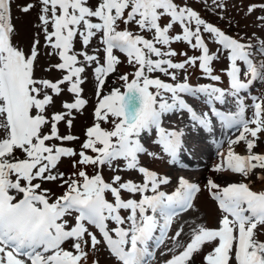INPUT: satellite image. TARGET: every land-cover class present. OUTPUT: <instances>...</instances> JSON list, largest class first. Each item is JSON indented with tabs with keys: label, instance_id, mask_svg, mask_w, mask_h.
I'll list each match as a JSON object with an SVG mask.
<instances>
[{
	"label": "snow or ice",
	"instance_id": "1",
	"mask_svg": "<svg viewBox=\"0 0 264 264\" xmlns=\"http://www.w3.org/2000/svg\"><path fill=\"white\" fill-rule=\"evenodd\" d=\"M38 2L36 27L43 32L45 49H50L45 55L60 61L49 62L43 70L64 73L55 81L35 76L39 33L28 52L13 44L11 0H0V264H87L88 250L97 251L100 246L115 264H149L155 257L153 249L166 240L172 244L161 253H171L164 264H193L194 256L206 245L210 251L204 253L203 264H264V239L258 238L264 234V190L253 191L244 182L221 186L208 178L204 188L222 213L218 227L195 224L185 233L181 224L169 235L174 221L194 207V198L202 189L180 176L174 190H161L171 184L170 177L142 166L139 158L145 154L153 159L167 158L169 165L186 167L182 154L188 153L190 146H186L185 136L203 132L205 140L214 137L215 118L221 129H236L239 135L212 139L219 162L211 171L247 178L255 169L264 170V154L253 152L258 134L264 132V97H250L253 114L249 119L245 115L249 105L241 95L255 82L264 83V39L256 45L244 43L243 38L226 34L186 2L176 0ZM201 2L207 10L206 0ZM212 3L213 12L225 8L222 0ZM34 7L28 3L19 10L27 13ZM256 7L264 9V4L250 5L248 13ZM258 19L264 21V16ZM176 25L181 31L173 35ZM77 39L79 50L75 48ZM177 42L186 43L200 55L177 53L171 47ZM209 43L217 45L215 52L210 51ZM115 51L126 57L133 71L116 75L105 93L108 76L117 73L122 62ZM225 53L229 64L221 72L228 79L227 89L213 83H189L188 69L197 66L203 78L222 82L212 65ZM178 54L185 58L174 61ZM88 68L93 72L96 105L93 124L87 127L77 151L65 142L79 139L70 130L74 110L82 113L88 104L82 96ZM156 72L171 82L153 77ZM64 85L74 101H62L64 111L48 115L54 97L65 91ZM184 97L200 101L209 110L198 111ZM229 98L235 102V112L216 107L217 103L227 104ZM184 113L187 123L183 122ZM172 115L183 127L177 129L172 121V127L164 126ZM61 122L69 129L66 135L60 134ZM153 133L152 143L159 146V152L149 151L142 143L143 137ZM240 142L246 145L245 155L234 149ZM62 158L71 160L72 168L78 170L70 175L61 172ZM105 166L114 173L134 170L143 182L123 180L119 174L108 182L102 174ZM88 167L93 174L89 175ZM257 179L264 181V175ZM45 183L64 191L56 195L42 187ZM122 192L140 194V199H123ZM109 193L112 200L106 198ZM121 210L128 215L122 216ZM109 222L115 227L110 228ZM182 235L187 236L186 241L180 239Z\"/></svg>",
	"mask_w": 264,
	"mask_h": 264
},
{
	"label": "rangeland",
	"instance_id": "2",
	"mask_svg": "<svg viewBox=\"0 0 264 264\" xmlns=\"http://www.w3.org/2000/svg\"><path fill=\"white\" fill-rule=\"evenodd\" d=\"M176 2L177 3L186 2L189 6H191L196 11H198L201 17L204 18L206 21L219 27L221 30H223L226 34L230 36H233L237 39L243 38L242 42L244 43H251L253 45H256L258 44L259 40L264 39V21H260L258 19V17L264 16V9L260 7H256L251 13H248L247 11L250 5L264 4V0H222V2L225 4V8L223 9L217 8L215 12L211 10L213 7L212 0H206L207 5H208L207 10L205 8V4L201 2V0H176ZM28 3L35 4V7L32 8L27 13H24L19 10L21 6H24ZM39 12H40V4L38 0H11V17H12V24L14 25V29H15V32L12 36V42L14 45L22 48L25 52H28L33 44L34 37L36 36L37 33H39L38 38L40 41V56L37 60L35 76L37 78L44 77V78H48L50 80L55 81L59 79L62 75H64V73L56 71V70H53L51 72H46L43 70L48 67L49 62H51L52 64H56V63H59L60 61L58 57L56 56L49 57L45 55V52L50 51V49H45L43 32L38 27H36V25L39 24V21H38ZM221 16H223V19H221ZM49 30L51 31V26H49ZM133 30L135 31L134 27H133ZM180 31L181 29L179 25H176L174 26L171 34L174 35L176 33H179ZM142 34L145 35L146 37L150 35L149 33H142ZM205 39L207 42V36H205ZM92 45L96 46L95 40H93ZM80 47L81 45L79 43V40L77 39L75 43V48L79 50ZM171 47L175 49L177 53H180L183 51V52H187L188 56H193V55L199 56V51L192 50L186 43H183V42L173 43ZM209 48H210V51L215 52L217 45L209 43ZM102 55L103 54L101 53V56ZM115 55H117V57L122 62L117 67V73L111 74L108 76L107 84L105 85V89H104L105 93H107L109 86H112L113 80H115L116 75L133 71V69L130 66H128L126 57L123 54L119 53L118 51H115ZM226 55L227 54L225 53V55L221 56V58L218 61H213V65H212L213 68L215 69L216 74H220L222 76V82H213L206 78H203L202 73L199 70L198 66L196 68L188 69L189 80L192 81L195 86H198L200 84L213 83L219 87H222L221 85H223L222 88L227 89L228 79L226 75H224L221 72V69L227 68L229 64L228 60L226 59ZM184 58L185 57L178 54L172 59L178 62V61H182ZM257 59H259V57H257ZM238 65L243 69L242 62H238ZM84 76H86L87 79H86V82L82 85V88H83L82 96L83 98L88 100V104L85 106L82 113L75 112L74 110L73 115L75 119L73 121V127L70 130L71 134L78 136L79 139L73 142H65V146L73 147L77 151L80 150V145L86 138L85 132H86L87 127L93 124V112H94V107L96 105L95 88H94V83H93L94 78H93L92 68H88L87 71L84 73ZM152 76L159 77L162 80L166 79L170 81L168 77L164 76L163 74L159 72L153 73ZM241 78H245V77L242 76ZM181 79H183V73H181ZM115 86H119V82ZM63 87L65 88V91L59 97H54L55 104L47 110L48 115H51L53 112L64 111L61 107L62 101H67V102L74 101L73 94L68 93L66 90L67 85H64ZM241 95L244 97L246 105H249V107L246 109L245 115L247 118L250 119L253 114V110L250 107V105L252 104V100L250 97L251 96L264 97V83L255 82L252 85L248 93H241ZM184 98L190 104H192L198 111H208L209 110L206 105H204L198 100H193L190 97H184ZM216 107L222 111L235 112L237 110L235 102L232 98H229L228 103L225 105H220L219 103H217ZM187 120H188L187 113H184L183 122L187 123ZM169 121L174 122L177 129H179L180 127H183V123L175 115L170 116L168 120L165 121V125H164L165 127H172V124L169 123ZM213 123L215 125V136L214 137H209L207 140H205L204 137L207 135L206 133L201 132L199 135H197L194 132H190L185 136L186 139L184 138L186 141V144L196 142L200 146H202L204 150L209 151V154L211 155L210 162L212 163L211 164L209 163L208 165V170H209V172L207 170L208 173L205 172L203 173V175H201V173L198 172L195 175H191V177H187V179L190 182L199 184L202 190L194 198V202H193L194 207L182 213L174 221V224L172 226V229L169 235L174 234L181 224L184 226L185 233L189 231L190 226L194 227L195 224H204L205 226L209 228L218 227L219 219L221 218L222 213L219 210L216 201H214L210 197L208 191L204 188V186L207 183L208 178L213 179L216 183L220 184L221 186H225L228 183H233V182L237 183L239 181H246L253 188H257V189L264 188V181L257 179L258 175H264V170L262 169H255L254 174L250 175L247 178L240 174H233L231 172H227V174L224 175L223 173L220 174V173L211 171L212 167L216 163H218L217 157H216L217 149H216L215 144L211 142L212 139L220 140V137L222 135L229 134V133L232 135L235 134L234 138L239 135V131H237L236 129H232V130L221 129L219 122L215 120V118L213 119ZM102 126L109 127V125H103V124ZM252 126L254 127V125ZM58 127H59V131L61 135L68 134L69 129L67 128L64 122H61L58 125ZM45 131H48V129L46 128ZM258 135H259V138L256 141V147L253 149V152L260 154L259 151H264V132H261ZM152 139H154V133L151 137H148V136L143 137L142 143H144V145L149 151L159 152L160 151L159 146L154 145L152 143ZM249 139H251V137H249ZM51 143L59 144L60 142L52 141ZM237 148L241 155L247 154L246 145L244 144V142H240L237 145ZM17 154L19 155V153ZM88 154L92 155L90 151L88 152ZM200 154H203V152H201ZM194 156L195 154L192 153L191 150H189L188 153L182 154V161H183L182 163L196 162L197 160H194V161L192 160ZM139 158H140V163L142 166H145L149 168L150 170H154L158 174L167 175L170 177L171 184L168 186H162L161 190H164L166 192H171L172 190H174V187L177 183V178L180 177L179 175H176L174 171L180 167L179 165H175V166L169 165L166 162L167 158H165L164 160L153 159L146 154L141 155ZM123 163H124L123 161H117V164H123ZM71 164H72L71 160L67 158H62V161L58 166L59 170L61 172H64L66 175H70L73 171L78 170V169H73ZM191 167L194 169L196 168L192 164L184 168H191ZM86 170L88 171L89 174L90 173L93 174V170L91 167H88ZM102 174L105 180L108 182L111 181V178L115 174L121 175L123 180L130 179L137 183L143 182L142 176L134 170L133 171H120V172L114 173L105 166ZM42 187L52 189V191L55 192L56 195H61L64 191L63 188L57 187V185L53 183H45L42 185ZM123 194L124 196L121 194L123 199H129V198H134L137 200L140 199V194H136L135 196H132V194H129L127 192H123ZM148 194H151V193H148ZM107 195L109 196V198L107 196L106 198L109 200H112L110 193ZM121 214L122 216L128 215V213L124 210H121ZM193 221L195 223H193ZM109 227L112 228V227H115V225L112 222H109ZM97 235L99 238V233H97ZM258 238L264 239V234L260 235ZM180 239L186 241L187 236L182 235ZM171 244H172L171 240H166L165 243L161 245L159 248L153 249L155 251V257L154 259H151L149 261V264H162L165 260L169 259L171 256V253H168L166 255H161V253L166 252L167 248L171 247ZM70 245H71V241L66 242L64 247L66 249H69ZM88 251H89V255H88L87 262L95 263L96 261H98L99 264H115L114 259L110 258L109 253L104 249L103 246H100L99 250L97 251H92L90 249ZM207 251H210L209 246L204 247V250L202 253L194 256L193 264H203L202 257L204 253H206ZM82 264H84V262H82Z\"/></svg>",
	"mask_w": 264,
	"mask_h": 264
},
{
	"label": "bare ground",
	"instance_id": "3",
	"mask_svg": "<svg viewBox=\"0 0 264 264\" xmlns=\"http://www.w3.org/2000/svg\"><path fill=\"white\" fill-rule=\"evenodd\" d=\"M190 133V132H189ZM234 134V133H233ZM190 135V134H189ZM227 136H231L232 138H234L235 134L232 135V134H224L220 137V139H224L225 137ZM186 139V138H185ZM188 143V142H187ZM186 146H190V149L192 153L195 154L194 158H192V160H197L196 162H191V163H184L186 166H190V164H192L194 167H196L195 169L194 168H177L174 173H176V175H179V176H185V177H191V175H195L197 174L198 172L201 173V175H203V173H208L209 170H208V165L209 163L211 164L212 162H210V154H209V151L207 150H204L202 146H200L198 143H190V144H186ZM214 149V148H213ZM234 149L237 153H239L238 151V148H237V145L234 146ZM223 150L226 152L227 151V144L224 145V148ZM201 152H203V154H200ZM212 154V153H211ZM217 154V153H216ZM215 154V155H216ZM199 157V158H198ZM217 157V162H219V158L218 156L216 155ZM187 158V157H186ZM196 158V159H195ZM183 162V161H182ZM190 162V161H189ZM213 165V164H212ZM211 165V167H212ZM208 170V172H207ZM221 174V173H220ZM224 175L227 174V172L223 173ZM209 175V174H208ZM222 178V177H221ZM207 246V245H206ZM205 246V247H206Z\"/></svg>",
	"mask_w": 264,
	"mask_h": 264
}]
</instances>
